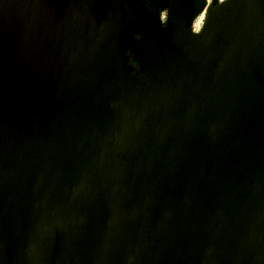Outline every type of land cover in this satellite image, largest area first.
<instances>
[{
    "label": "water",
    "instance_id": "1",
    "mask_svg": "<svg viewBox=\"0 0 264 264\" xmlns=\"http://www.w3.org/2000/svg\"><path fill=\"white\" fill-rule=\"evenodd\" d=\"M158 1L2 14L0 264H264V0Z\"/></svg>",
    "mask_w": 264,
    "mask_h": 264
},
{
    "label": "rangeland",
    "instance_id": "2",
    "mask_svg": "<svg viewBox=\"0 0 264 264\" xmlns=\"http://www.w3.org/2000/svg\"><path fill=\"white\" fill-rule=\"evenodd\" d=\"M59 1L61 0H0V19L2 17V14H5L8 17H10V19L14 18L17 21H20L21 17H23V12L29 11L32 8L33 9L35 8L37 10L38 8H40L41 3L42 4L44 3V5H46V7L48 8L47 4L56 5L57 3H59ZM80 1L81 2H79L78 5L80 4L89 5L87 3L95 2L94 0H80ZM210 1L211 0L207 2V5L210 3ZM70 4H72V2H70ZM71 8H74L73 5H70L69 9ZM53 10L54 9H51V11L49 12L47 11L43 17H46L47 19L53 17L54 15V13H52ZM201 14L202 13H200L199 16L200 18H202ZM48 24L49 23H46V26H48ZM52 27H53L52 30H54L55 27L54 23ZM23 32H24L23 36H20V34L23 33H19L18 35H15L13 37V41L15 42L16 40L17 41L22 40L24 42L25 40H27V38H29V36L30 37L32 36L30 35L32 33L31 30L24 28ZM37 38L39 37L37 36ZM15 56L16 54H11V57H13L14 61L16 62L13 73L7 74L5 71L4 73L3 72L0 73V124L4 123L7 114L13 113V115L10 118H8L9 122L15 123L17 124V126H20L22 128L21 132L23 135H31L33 133V126L37 127L38 122H40V118L34 119L33 117V115H35L33 111L34 109H30V108L28 110H26L25 108L14 109L15 102L16 101L19 102L20 99L23 98V95L19 94L20 93L19 91L22 90L24 92V90H26L27 93H31L30 92L31 90H29V88L25 84L20 83L18 74L19 73L23 74V73H21V71L19 70L20 66ZM11 92H16V93L15 95H11ZM26 92H24L23 94H26ZM24 115H27L30 118L22 120V117Z\"/></svg>",
    "mask_w": 264,
    "mask_h": 264
},
{
    "label": "flooded vegetation",
    "instance_id": "3",
    "mask_svg": "<svg viewBox=\"0 0 264 264\" xmlns=\"http://www.w3.org/2000/svg\"><path fill=\"white\" fill-rule=\"evenodd\" d=\"M104 1V0H102ZM107 1V0H105ZM138 8L141 9L142 15L150 21H158L162 31L168 28L166 19H167V10L161 9L160 2L158 0H137ZM108 7V6H107ZM137 35H134L136 38ZM128 65L132 66L133 69L137 70L139 68V62L133 54H128Z\"/></svg>",
    "mask_w": 264,
    "mask_h": 264
},
{
    "label": "crops",
    "instance_id": "4",
    "mask_svg": "<svg viewBox=\"0 0 264 264\" xmlns=\"http://www.w3.org/2000/svg\"><path fill=\"white\" fill-rule=\"evenodd\" d=\"M94 1L101 3L105 8H110L113 4H116L118 6L119 3L122 4V1H125V0H107V1H105V0L104 1H102V0H94ZM139 10L141 11V9H139ZM138 37H139V35H137L136 38H138Z\"/></svg>",
    "mask_w": 264,
    "mask_h": 264
},
{
    "label": "bare ground",
    "instance_id": "5",
    "mask_svg": "<svg viewBox=\"0 0 264 264\" xmlns=\"http://www.w3.org/2000/svg\"><path fill=\"white\" fill-rule=\"evenodd\" d=\"M209 0H205V5H207V2H208ZM222 1H224V0H218V3L219 2H222ZM206 8V7H205ZM205 8H204V10L202 11V12H200V13H202L201 15H202V18H200L199 16H200V14L198 15V17L195 19V22H194V26H195V28H197L199 25H201V23H202V19H203V16H204V11H205Z\"/></svg>",
    "mask_w": 264,
    "mask_h": 264
},
{
    "label": "built area",
    "instance_id": "6",
    "mask_svg": "<svg viewBox=\"0 0 264 264\" xmlns=\"http://www.w3.org/2000/svg\"><path fill=\"white\" fill-rule=\"evenodd\" d=\"M202 13H203V12H202ZM205 15H206V10L204 11V16H203V19H202V23H203V20H204ZM197 17H198V16H197ZM197 17H196V18H197ZM196 18H195V19H196ZM195 19H194V21H193L191 27H192L193 31L197 32V31L200 30V28H201V26H202V23H201V25H199L197 28H195V26H194Z\"/></svg>",
    "mask_w": 264,
    "mask_h": 264
}]
</instances>
